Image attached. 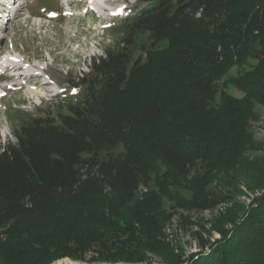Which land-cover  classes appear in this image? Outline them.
<instances>
[{"label":"trees","instance_id":"obj_1","mask_svg":"<svg viewBox=\"0 0 264 264\" xmlns=\"http://www.w3.org/2000/svg\"><path fill=\"white\" fill-rule=\"evenodd\" d=\"M139 1L72 80L82 91L67 112L29 117L1 145L0 264H140L148 251L264 264V168L247 157L264 106V0ZM250 168L260 191L236 200ZM221 203L232 205L208 229L220 237L197 231L200 251L175 253L174 215L195 222L180 210Z\"/></svg>","mask_w":264,"mask_h":264},{"label":"rangeland","instance_id":"obj_2","mask_svg":"<svg viewBox=\"0 0 264 264\" xmlns=\"http://www.w3.org/2000/svg\"><path fill=\"white\" fill-rule=\"evenodd\" d=\"M22 2L23 9L15 11L14 19L1 26L0 55L11 53L13 62L20 63L23 75L33 73L32 81L23 75L19 79H11L17 70L0 71V87L5 88V94L0 98V149L8 140H15L14 130L29 117L42 113L57 116L67 112L69 101L79 97L82 91V86H76L72 80L77 83V76L89 70L91 58L102 55L105 48L121 39L123 21L141 7L139 0H109L104 8L96 0H69V6L64 4L65 0H20V4ZM46 65L45 75L36 77L35 72L40 74V68ZM235 72L236 68L232 70ZM48 79L51 80L49 88L43 85V81ZM14 81L21 84L10 86ZM47 89L62 93L40 103L36 96L44 95ZM32 90L35 91L33 97L30 94ZM227 91L237 97L244 94L232 85ZM255 111L257 118L251 122V128L258 146L247 157L252 162L259 161L258 167L264 168V106L256 103ZM242 171L244 176L236 180L241 187L236 200L250 201L253 194L260 191L258 185L262 177L253 168ZM140 189L139 195L145 192L144 186ZM231 205L221 203L202 211L180 210L195 222H185L180 213L175 214L165 226L166 241L182 258H190L200 251L196 232L201 231L205 238H209L208 229ZM210 235L213 239L220 237L215 230ZM53 264L85 263L63 257ZM140 264L169 263L162 255L148 251L146 261Z\"/></svg>","mask_w":264,"mask_h":264},{"label":"bare ground","instance_id":"obj_3","mask_svg":"<svg viewBox=\"0 0 264 264\" xmlns=\"http://www.w3.org/2000/svg\"><path fill=\"white\" fill-rule=\"evenodd\" d=\"M101 2L102 0H97V2ZM20 10H22L23 9V5H21L20 6ZM14 13V12H13ZM8 20H6V22H7ZM12 60V59H11ZM12 61H14V60H12ZM15 63V68H17V69H21V65H20V63L19 62H14ZM0 64H1V62H0ZM21 76H22V73H20V75H13V76H11L10 78H16V79H19V78H21ZM35 76L36 77H38V78H42V76H41V74H39L38 72H35ZM26 78H28V80H30V81H32V75L31 74H29V76H27ZM38 83V82H37ZM43 85H44V83H43ZM30 94H31V97H33L34 96V94H35V91L34 90H32L31 92H30Z\"/></svg>","mask_w":264,"mask_h":264},{"label":"built area","instance_id":"obj_4","mask_svg":"<svg viewBox=\"0 0 264 264\" xmlns=\"http://www.w3.org/2000/svg\"><path fill=\"white\" fill-rule=\"evenodd\" d=\"M141 190V189H140ZM144 190L146 191L147 190V188L146 187H144Z\"/></svg>","mask_w":264,"mask_h":264}]
</instances>
